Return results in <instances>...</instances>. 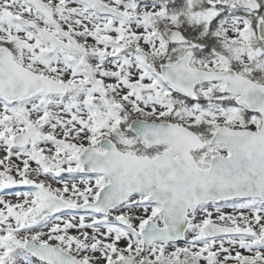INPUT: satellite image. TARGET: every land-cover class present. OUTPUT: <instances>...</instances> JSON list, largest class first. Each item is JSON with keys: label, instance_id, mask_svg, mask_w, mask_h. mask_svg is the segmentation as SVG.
<instances>
[{"label": "snow or ice", "instance_id": "6c2138e0", "mask_svg": "<svg viewBox=\"0 0 264 264\" xmlns=\"http://www.w3.org/2000/svg\"><path fill=\"white\" fill-rule=\"evenodd\" d=\"M0 264H264V0H0Z\"/></svg>", "mask_w": 264, "mask_h": 264}]
</instances>
